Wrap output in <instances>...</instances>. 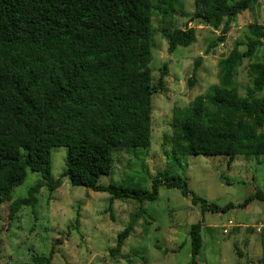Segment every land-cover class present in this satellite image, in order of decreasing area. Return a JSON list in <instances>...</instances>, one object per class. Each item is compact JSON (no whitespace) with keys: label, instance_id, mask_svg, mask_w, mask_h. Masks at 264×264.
I'll use <instances>...</instances> for the list:
<instances>
[{"label":"trees","instance_id":"16d2710c","mask_svg":"<svg viewBox=\"0 0 264 264\" xmlns=\"http://www.w3.org/2000/svg\"><path fill=\"white\" fill-rule=\"evenodd\" d=\"M258 1L198 0L192 19L221 29L211 45L215 47L225 43L229 22L254 10ZM176 3L0 0V201L25 183L28 172L41 179L26 197L10 204L9 220L21 209L35 207L41 189L60 188L64 178L72 188L109 195V207L119 200L155 203L160 188H168L191 198L192 205H200L202 215L226 212L227 207L196 197L183 179L171 173L152 178L150 191L98 184L101 176L111 175L116 152L150 146L152 96L163 90L167 70L164 66L157 85H152V20L157 16L170 25ZM248 32L253 39L235 43L219 63L220 86L195 98L186 118L173 115V156L166 155L173 165L178 157L190 155L232 162L239 156L264 154V93L257 97L264 90V63L249 66L253 86L245 97H239L233 83L236 69L264 46L262 27L249 26ZM161 35L169 54L195 41L193 29L164 28ZM58 148H65L67 155L61 179L54 180L50 156ZM255 201L264 203V193L248 196L240 207ZM131 231L132 225L118 235L112 254L120 252ZM201 233L202 222L191 226L189 264H198ZM261 248L264 257V227ZM32 263L50 264L51 259L34 256Z\"/></svg>","mask_w":264,"mask_h":264},{"label":"rangeland","instance_id":"374dc122","mask_svg":"<svg viewBox=\"0 0 264 264\" xmlns=\"http://www.w3.org/2000/svg\"><path fill=\"white\" fill-rule=\"evenodd\" d=\"M197 1L177 0L176 16L170 25L153 17L152 85H157L164 66L167 70L163 90L152 96L150 146L116 152L111 175L101 176L98 184L138 186L150 191L152 178L171 173L183 179L196 197L219 208L227 207L226 212L202 215L200 205H192L191 198L168 188H160L155 203L138 205L119 200L109 207V195L72 188L67 179H61L67 150L58 148L52 151L50 159L52 177L61 179L60 188L54 192L41 189L36 206L21 209L12 221L9 220L10 204L26 197L41 181L40 177L28 172L25 183L15 189L10 198H1L0 264H33L34 256L48 257L50 264H189V231L200 222L202 250L198 264L264 262L261 248L264 203L255 201L245 209L240 207L248 196L257 191L264 193V154L249 158L239 156L232 162L222 157L190 155L178 157L173 165L168 159L173 156V115L180 113L186 118L195 98L206 95L213 86H220L218 65L235 43L245 44L247 39H253L249 26L264 29V0H259L254 10L229 22L230 32L224 44L211 47L221 29L216 31L192 19ZM164 28L170 31L193 29L195 41L169 54L161 35ZM239 50L244 52L245 48ZM263 63L264 46L236 69L233 83L239 97H245L246 90L253 86L249 66ZM190 81H193L192 86ZM263 93L264 90L257 97ZM130 225L132 231L120 252L112 254L110 251L116 247L118 235Z\"/></svg>","mask_w":264,"mask_h":264}]
</instances>
